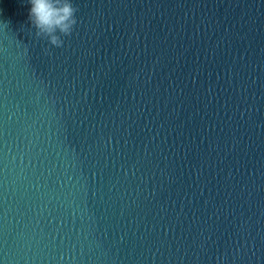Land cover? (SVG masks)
<instances>
[{"label": "water", "instance_id": "1", "mask_svg": "<svg viewBox=\"0 0 264 264\" xmlns=\"http://www.w3.org/2000/svg\"><path fill=\"white\" fill-rule=\"evenodd\" d=\"M71 2L0 0V264H264V0Z\"/></svg>", "mask_w": 264, "mask_h": 264}, {"label": "clouds", "instance_id": "2", "mask_svg": "<svg viewBox=\"0 0 264 264\" xmlns=\"http://www.w3.org/2000/svg\"><path fill=\"white\" fill-rule=\"evenodd\" d=\"M30 4L28 19L37 37L48 39L50 45L62 47V36H70L77 24L76 12L71 0H27ZM7 27V23H2Z\"/></svg>", "mask_w": 264, "mask_h": 264}]
</instances>
